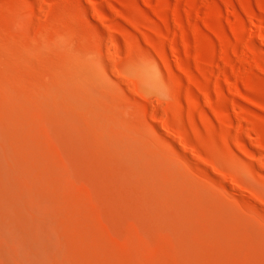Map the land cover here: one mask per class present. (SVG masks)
I'll return each instance as SVG.
<instances>
[{
  "label": "rangeland",
  "instance_id": "obj_1",
  "mask_svg": "<svg viewBox=\"0 0 264 264\" xmlns=\"http://www.w3.org/2000/svg\"><path fill=\"white\" fill-rule=\"evenodd\" d=\"M256 23L264 0H0V264H264Z\"/></svg>",
  "mask_w": 264,
  "mask_h": 264
},
{
  "label": "bare ground",
  "instance_id": "obj_2",
  "mask_svg": "<svg viewBox=\"0 0 264 264\" xmlns=\"http://www.w3.org/2000/svg\"><path fill=\"white\" fill-rule=\"evenodd\" d=\"M191 16V15H190ZM189 17V16H188ZM252 23H254L253 21H252ZM256 24H258L259 25V23H256ZM256 24H251L252 25V27H251V31H250V33L251 34H257V35H262L264 32V27H262L261 25H259V26H257ZM248 27V26H247ZM250 27V26H249ZM263 29V30H262ZM247 34V33H246ZM252 38V37H251ZM254 38V37H253ZM233 42V41H232ZM225 44V43H224ZM223 44V45H224ZM238 46V45H237ZM240 46V45H239ZM234 47V46H233ZM250 47H252V46H249V48ZM240 49V48H239ZM230 51V50H229ZM233 51V50H232ZM245 51V50H244ZM248 54V53H247ZM241 55V54H240ZM250 56V55H249ZM217 57V56H216ZM244 57V56H243ZM239 58V57H238ZM249 58V57H248ZM217 61V60H216ZM249 61V60H248ZM230 64V63H229ZM232 66V65H231ZM238 69V68H237ZM236 69V70H237ZM235 70V71H236ZM219 73V72H218ZM241 75V74H240ZM220 76V75H219ZM228 79H229V77H228ZM230 80V79H229ZM223 81V80H222ZM227 81V80H226ZM228 82V81H227ZM217 83V82H216ZM220 83V82H219ZM190 85V84H189ZM223 86V85H222ZM208 94V93H207ZM168 118V117H167ZM161 123L163 124V126H164V128H166L167 130H170V122L168 123V121H166V120H162L161 121ZM238 123V122H237ZM174 136L177 138V140H179L180 141V143H182L183 145H185L184 144V142H183V140H182V138L180 137V135L178 134V133H176V132H174Z\"/></svg>",
  "mask_w": 264,
  "mask_h": 264
}]
</instances>
